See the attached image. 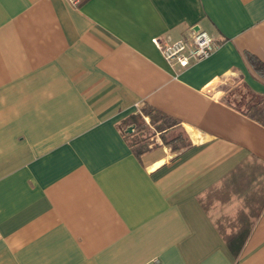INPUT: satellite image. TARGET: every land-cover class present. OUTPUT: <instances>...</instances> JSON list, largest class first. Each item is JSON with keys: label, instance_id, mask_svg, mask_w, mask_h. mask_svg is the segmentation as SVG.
Wrapping results in <instances>:
<instances>
[{"label": "crops", "instance_id": "0c3cea01", "mask_svg": "<svg viewBox=\"0 0 264 264\" xmlns=\"http://www.w3.org/2000/svg\"><path fill=\"white\" fill-rule=\"evenodd\" d=\"M192 27L216 50L172 67L154 40ZM246 95L264 100V0H0V264H264ZM145 110L175 146H132Z\"/></svg>", "mask_w": 264, "mask_h": 264}, {"label": "built area", "instance_id": "2783aa9c", "mask_svg": "<svg viewBox=\"0 0 264 264\" xmlns=\"http://www.w3.org/2000/svg\"><path fill=\"white\" fill-rule=\"evenodd\" d=\"M70 1L75 5L80 3V0ZM154 43L169 65L182 69L210 58L217 47L210 33L201 28L193 27L188 35L177 41L163 42L160 39H155Z\"/></svg>", "mask_w": 264, "mask_h": 264}, {"label": "trees", "instance_id": "16d2710c", "mask_svg": "<svg viewBox=\"0 0 264 264\" xmlns=\"http://www.w3.org/2000/svg\"><path fill=\"white\" fill-rule=\"evenodd\" d=\"M253 62H255V66L258 64V61H253ZM246 107L247 108H246L245 115H247L249 118L259 122L260 124H262L264 126V100H261L255 96L250 97V101L247 103ZM143 114L145 116H149L151 118V120H150L151 124L156 129L155 133H160V135L162 137H166L168 135L167 133L169 132V130L177 127L179 124L173 118L169 117L166 114L160 113L158 111H154V110H147L146 111L145 110V112ZM140 117H142V115L141 116L139 115V116L131 119L130 123L132 125L137 126L138 125L137 123H138ZM139 131H140V135L142 136L141 133H143L144 131L140 128H139ZM133 138H134V142L131 141L132 146L137 145L139 150H145V149L147 150L148 149V146L150 145V137L142 136L139 138H135L133 136ZM176 141L177 140H175V139H171L170 141H167L164 144L175 146ZM179 142H182V144L178 145ZM179 142L177 143V145L180 146V148L187 146V143L185 140L180 139Z\"/></svg>", "mask_w": 264, "mask_h": 264}, {"label": "rangeland", "instance_id": "374dc122", "mask_svg": "<svg viewBox=\"0 0 264 264\" xmlns=\"http://www.w3.org/2000/svg\"><path fill=\"white\" fill-rule=\"evenodd\" d=\"M221 88L223 89H227L229 94H234V96L232 97L233 100L235 101L236 99H241V95H243L245 93V90L243 88V86L240 84V83H235V84H230L228 82H225L223 83V86H221ZM246 99H250L249 96L246 95ZM141 116V115H140ZM151 118L149 116H142L139 118V121H138V129H137V133L136 135L134 136L135 138H139V137H142V136H148L150 138H153L154 141H152L151 143L154 144L156 143V141H160V142H163V143H166L167 141H170L173 137L177 136V135H180L181 137L183 136V132L181 131L180 128L178 127H175V128H172L171 130H169V132L166 134L167 136L166 137H162L161 135H159L160 139L159 138H155V137H152V136H156V129L152 126L151 124ZM139 128L142 129L144 132L141 133L142 136L140 135V131H139ZM158 139V140H157ZM182 140V139H181ZM131 141L134 142V138H131ZM182 142H179L178 145H181ZM184 144V143H183Z\"/></svg>", "mask_w": 264, "mask_h": 264}]
</instances>
